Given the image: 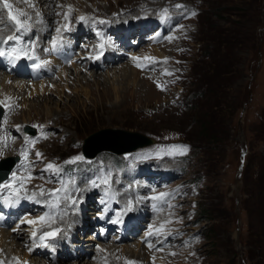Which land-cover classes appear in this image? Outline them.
Wrapping results in <instances>:
<instances>
[{
    "label": "rangeland",
    "instance_id": "rangeland-1",
    "mask_svg": "<svg viewBox=\"0 0 264 264\" xmlns=\"http://www.w3.org/2000/svg\"><path fill=\"white\" fill-rule=\"evenodd\" d=\"M31 1L40 24L46 26L45 15L52 12L50 23L41 33L40 25L30 30L33 27L30 25L37 21L34 15L25 12L26 20L31 18L33 22L27 23L30 36L21 37L9 20L13 35L21 38L19 43H12L13 48L22 45L17 52L27 54L35 45L34 48L42 49L44 57L54 58L58 53L44 50L52 47L53 39L62 37L59 49L66 56L63 75H68L58 77L62 69L58 66L52 75L41 77L40 81L56 80L55 90L47 93L48 105L34 109L19 103L16 106L19 115L9 126L3 122L11 115L4 104L0 138L13 127L21 133L23 123L26 138L37 137L41 128L49 132L45 142L39 139L28 149L24 145L22 148L20 140L13 149L19 152L9 150L12 152L8 154V149L0 152V158L19 155L21 159V153L27 150V159L23 157L22 163L19 160L11 174L16 172L24 182L20 197L27 198L33 193L40 196L43 189L45 194L40 197L47 207L41 206L39 211L21 206L17 214L16 210L11 211L12 216L8 211L9 216L2 217L7 221L6 229L30 235L32 224H22L21 220L36 218L39 223L33 224L35 227L45 221L56 222L62 218L63 207L76 204V209L85 203L89 219H93L85 227H90L88 234L95 227L96 234L106 230L103 236L108 233V241L101 240L103 244L132 245L133 250L138 247L137 255L145 264H264V31L260 35L264 27V0L260 22H257L259 0H53L50 7ZM17 5L26 11L29 8L24 0ZM85 22L89 26L84 31ZM258 23L257 35L253 27ZM66 24L68 30H63ZM58 27L60 36L56 32ZM236 39L239 46L234 45ZM222 40H232L229 51ZM107 44L110 50L115 49L118 59L110 55ZM70 45L68 51L66 47ZM156 47L163 52L162 57L155 50L153 55L148 54ZM107 61L111 63L105 64ZM8 66L0 69V75L12 68ZM126 66L134 69L133 73L125 75ZM38 98L35 94L29 102L33 105L45 102ZM46 113H50V119L45 117ZM214 116L215 136L210 125ZM207 123L210 129L206 130ZM29 125L36 126V134L28 133ZM119 129L140 131L158 143L130 153L98 150L94 156L84 155L93 139L88 137L97 131H102L103 138L114 134L122 141L120 147L139 142L137 137L125 138L116 133ZM7 134L12 137L9 136L11 143L16 140L17 134L12 131ZM97 142L98 139L93 147ZM180 146L188 148L187 154H179ZM36 152L42 156L37 158ZM48 164L57 166L58 171L48 169ZM127 173L134 175L133 181H126ZM11 174L2 183L10 180ZM86 182H90L92 190L78 191ZM55 189L61 191L50 195ZM8 190L11 189H6L5 195ZM131 190L129 197L127 193ZM113 191L120 194L118 199ZM11 196L16 197L13 191ZM137 197L147 205L149 214L137 216L140 223L133 229V224L124 228L121 214L125 209L121 202ZM133 214L128 212V216ZM161 222L164 228H155ZM54 230L35 231V240L26 238V246L36 242V247L42 244V249L49 252L44 245L53 238L41 241L39 237ZM156 233L160 235L159 241H154ZM78 236L86 237L82 231ZM100 245L98 242L92 248L81 246L90 252V258L87 255L83 258L85 263L97 258L102 252ZM159 245L163 250L158 252ZM11 250L18 248L12 245ZM77 250L84 254L80 248ZM50 253L44 255L46 259L64 255L57 249L53 255ZM11 255L13 262L19 264L16 255ZM39 256L36 255L40 259ZM107 259L104 264H114L112 254L108 253ZM75 261L73 255L65 262L53 263L75 264Z\"/></svg>",
    "mask_w": 264,
    "mask_h": 264
},
{
    "label": "bare ground",
    "instance_id": "bare-ground-1",
    "mask_svg": "<svg viewBox=\"0 0 264 264\" xmlns=\"http://www.w3.org/2000/svg\"><path fill=\"white\" fill-rule=\"evenodd\" d=\"M19 1H21V0H8V2L12 5V13L14 15H17L19 12H28V13H31L32 15L35 14V9L34 8H33L34 10H31V8L29 7L28 10L26 11V10L22 9L21 7H18L17 3ZM52 2H53V0H37V3H39L40 6L42 5L43 7L45 5L50 7ZM32 4H34V2H32ZM126 8H128V6ZM122 10H125V9L122 8ZM6 11H7V9H5L3 7V3H2V5L0 4V24H1L0 25V41H3V39L5 37H7L8 34L11 32V28H10V26L8 24V19H7L8 17L6 15ZM7 13H8V11H7ZM51 13L52 12L50 11L49 13H47L45 15L48 21H50V19H51L50 18L51 17L50 16ZM19 18L21 20H25L26 19L23 16H20ZM46 18H45V20H46ZM34 19L36 20V16L35 15H34ZM48 21H46L45 23L49 24L50 22H48ZM26 22L27 23H29V22L31 23L33 21L30 18L29 20H26ZM74 22H76V23L78 22L80 24L79 21H74ZM48 24H46V26L43 23L39 24L42 27V29L40 27V33L44 31L45 27L46 28L48 27ZM82 24H83L82 25L83 28L82 27H80V28H82V30L85 31L86 27L89 26V24L87 22L82 23ZM27 25H30V24H27ZM95 25H97V24H95ZM32 26L33 25H30V27H32ZM32 29H33V27L30 30H32ZM63 30H65V29L63 28ZM62 32H64V31H62ZM71 32L74 33V31H71ZM17 33L21 37L22 36L29 37V35H30L29 31H27V30L26 31L22 30V31L17 32ZM60 35L61 34H59V36ZM13 42L14 41H9L8 43L0 42V50L5 52V55L0 57V69L3 68L2 66H5L6 64H8V65H10L12 67V68H10V66H8L10 68V70L8 69L7 72L6 71H4V72L1 71L3 74H1L2 76L0 75V77H1V79H0V101L4 102V104L8 105V107L10 108L8 111L11 113V115H9L7 117V119H5L3 121L4 122V126L11 125L12 122L14 121V119H15V116L19 115V111H18L19 108L16 107L19 103H21L23 106H34L35 107V108L33 107L34 109H38V107L42 106V105H46V106L48 105L49 97L47 96V93H50L51 91L55 90V87H56L55 86V81L56 80L53 79V78H48L46 80L44 79V80L40 81L41 77L44 78L45 75H48V74L52 75L53 72L56 71V69H58V66H62V69L57 73L58 77L67 76L68 75V73L63 75V73H65V70H66L65 68H63V64H64V60L63 59H65L66 56L61 52L62 49H59V51L55 52V53H58V55H59L58 57L50 58V56L49 57L48 56L43 57L44 56L43 54H41V53H40L41 55L38 54V51L32 48L33 50L30 53L29 57H36V59H29V57L23 58L22 55L9 54L8 52L5 51V49L10 47V46H12V48H13V45H12ZM17 47H18V45H17ZM154 50H155L156 53L158 52L161 55L160 57H162L163 52L158 47L151 48V50L149 51L148 54L150 55V54L154 53ZM109 53L114 55L113 56L114 59H118V56H117V53L115 52V49L114 50L113 49L110 50ZM35 61H38V62L36 63ZM41 61H49V63L41 64L39 66V69H36L37 67L34 68L32 66L34 63L40 64ZM104 63L109 65V63H111V62L107 61V62H104ZM80 67H83V66H80ZM130 67H131V65H130ZM130 67L126 66V68L123 70L125 75L130 74L132 72L131 70H134V69H132ZM68 70H69V68L67 69V71ZM9 71H11V72H9ZM114 74H115V72H114ZM64 80H67V79H64ZM65 83H67V82H65ZM67 86H69V84ZM61 87L62 86H60V88ZM67 89H69V87H67ZM35 94H37V97H39L38 98L39 100L41 98L42 100H45V102L43 104L39 103V104H35V105H33L31 102H29L30 98L31 97L34 98ZM21 99H22V101L20 102ZM47 108L50 109V107H47ZM28 112H30V111L28 110ZM23 113H24V111H23ZM46 114L47 115L45 117L50 119L51 118L50 113H46ZM24 120H26V119L24 118ZM23 125H24V123H23ZM23 125L20 126L21 127V133H19L14 127L11 128L12 130H6L5 131V135L0 138V152L2 150L8 149L7 153L8 154L11 153L13 151V149H16V146L19 145L20 140L23 141L22 148H23V145H24L25 148H27V149L30 148L31 145H32L31 143H28V141H32V140L38 141L39 139H41L43 142H45V138H42V137H44V136L47 137L48 136L47 134H49V132L46 133L47 128H44V129L41 128V132H40V134L37 137H30L29 136L28 138H26L25 134H24V126L25 125L24 126ZM10 131H12L14 134H17L15 136L16 140L14 139L15 141L12 142V143H11V140L9 138L10 134H7ZM103 137H104V135L100 134V135L94 137L93 139H91L89 141V143L87 144L86 149H90L91 153L93 152V151H91L92 148H94L96 150H99V151L110 150V151L116 152L118 154L121 153L120 149L123 146L120 147V143L122 141H118L114 134L112 136H110V137H106V138H103ZM96 139H98V142L93 147V143H94V141ZM134 142H135V140H134ZM154 142H156V141H154ZM10 144H11V146H8ZM152 144H154V143H149V144L144 145V146H148V145H152ZM139 147H143V146H139ZM9 150H12V151L9 152ZM18 150H14L13 152L17 153V152H19ZM122 152H126V151H122ZM29 157H30V155H29ZM126 177H127L126 181H128V180L130 181L132 178L134 179V175L131 174V173H127ZM131 181H133V180H131ZM128 185H129V183H128ZM91 187H92V185L90 184V182H86L85 185L83 184V185L80 186L81 189H79L78 191L87 192L88 188L90 190H92ZM5 191H6V189L0 190V206L4 207L6 212L9 211V213H10L12 210L13 211L16 210L15 214H17V213H19L21 211V209H22L21 206H23V207L32 206L33 209L35 208L36 210L38 209L39 211L42 210L40 208L41 206H45L46 207V205L44 204L43 198L40 197L41 195L40 196H35L36 201H29L28 197L27 198H24V197L22 198L20 196L19 197H17V196L14 197L13 196L14 198L12 199V198L9 197V195H5ZM1 193H3V195ZM113 195L116 197V199H118V196L120 197V194L117 191H113ZM127 195H129V197L130 196L132 197V190L129 191L127 193ZM127 195H125L126 198H127ZM29 196H31V195H29ZM132 200L131 199H126L125 201L122 200V202H121L122 206L125 209V214H124V217L122 218L123 220L121 219L122 220L121 224L124 226V228L125 227L127 228L129 223H137V224L140 223V221L138 220L137 216H141V215H146L147 216V214H149V213H147V211L149 209H147L145 207L147 205H145V204H143L141 202L142 199L140 197H137L136 199H134V203H132ZM47 202H48V200H47ZM129 204H131V210H128ZM75 205L71 204V205L63 207V208L61 207L62 209L60 211H61L62 218L60 220L59 219L56 220V222H54L55 220H52V221L50 220L47 223L45 221V223L41 222L40 225L36 224L37 225L36 227L32 224V228L33 229L30 228V233H29L30 235H25V234H23L24 232L15 234V231H9L8 229H6L7 221H3L2 218H1L0 219V256H1L0 264H15L13 262L14 259H13L12 255H11V253L16 255V260H18L17 263H19V264H21V262H24V264H29V263H31V264H50V263L54 264L55 262L57 263V261H58V263L59 262L61 263V262H65L67 259H69L73 255L74 256L76 255L75 264H104V262L106 261L105 257L108 255V253L112 254V256L114 257V260H113L114 264H128V261H127L128 259L131 262H135V264L141 263V261H142V264H145V262L141 259V256L137 255L138 253H140V252L137 253L138 247L137 248L133 247L134 248V250H133L131 248L132 245L131 246H129V245H127V246L126 245L119 246V244H117V243L116 244H114V243H109V244H105L104 243L103 244L101 240L98 241V238H96V236H94L93 233L92 234L89 233L86 237H83V238L81 237L80 238L78 236L80 234V232L85 229V227L87 226V222L88 221L92 222L93 219H91V220L89 219L90 216L88 215V213H90V212H87V208H86L87 206H86L85 203H83L80 206L77 205L76 209H75ZM81 209H82V211H81ZM129 211L133 212L134 214L131 215V216H128V212ZM10 215L12 216L14 214L11 212ZM25 219H27V218L25 217ZM51 219H53V218H51ZM117 220L120 221V219H117ZM33 221L38 222L36 220V218ZM55 228L60 230L59 234L55 238L51 239L50 242L48 243V246H46V247L47 248H51L53 250V252H55L56 249L59 250V251H63L64 255L61 258L55 259V256H53L54 259L53 258L51 260L46 259V257L44 255L46 253L49 254L48 250H46L45 248L42 249L41 245L39 247H36V244H37L36 242H34L33 244L32 243L30 244L28 242L29 244L26 246V243H27V242H25L26 238H28V240H33V239L35 240V238L32 236L33 231L44 232L46 229H49L50 231H52V229H55ZM75 239H77V240H75ZM80 239H83V240H80ZM96 241L100 242L101 245L99 246V248L102 250V252L98 253V254L96 253L97 254V258L94 259V261H92V262L88 261L87 263H85L83 258H85L86 254L79 253V250H77V249H79L82 245H86V246H90L91 247L93 245V243H96ZM66 244L68 245V247H72V249L71 250L66 249L65 248ZM12 245H16V248H18V250L17 251L11 250V246ZM139 245H141V244H139ZM29 249H31V251H29ZM37 254H40V256H41V257L39 256L40 259L36 257ZM146 254H147V252H146ZM103 257H104V259H102ZM108 264H111V263H108Z\"/></svg>",
    "mask_w": 264,
    "mask_h": 264
},
{
    "label": "snow or ice",
    "instance_id": "snow-or-ice-1",
    "mask_svg": "<svg viewBox=\"0 0 264 264\" xmlns=\"http://www.w3.org/2000/svg\"><path fill=\"white\" fill-rule=\"evenodd\" d=\"M24 2L25 3H28L29 7L35 8V5L30 4L29 3V0H24ZM0 3H3V7L5 9H8V13H9L8 14V18L12 22H14L15 30L17 32H20L22 30L23 31H26L27 28H28L26 19L25 20H21L19 17L20 16H23V17L27 18V13H25V12H19L17 15H14L12 13V5L8 2V0H0ZM68 7L71 8L70 5ZM176 7L177 8H182L183 6L182 5H176ZM36 14L39 15V13H36ZM193 15H195V13H193ZM64 18H65V20H68L69 19V16L67 14H65ZM84 19H85L84 17H80V20H84ZM63 27H64L65 30H68V25L67 24L64 25ZM56 32L58 34L61 33V28L58 27L56 29ZM20 39L21 38H20L19 35H9V36L5 37L3 39V41H0V42L8 43L9 41H15V42L19 43L20 42ZM60 46H62V37L61 38L53 39V41H52V47L50 49H45L44 51L54 53V52H57L59 50V47ZM32 47L34 48L35 45H32ZM11 51L12 52H17L18 49L13 48ZM4 55H5V52L2 51V50H0V56H4ZM29 59H36V57H29ZM47 63H49V61H41L40 64H35V65H33V67H39L41 64H47ZM34 127H36V126H34ZM42 138H45L46 139L47 137L44 136ZM36 142H38V141H36V140L28 141V143H31V144H35ZM187 152H188V148L186 146H180V152H179V154L185 155V154H187ZM21 155L26 160L27 159V155H28L27 150L23 151L21 153ZM35 155H36L37 158H40L42 156V153L36 152ZM75 159H82V157H76ZM47 168L58 171L57 166H55L53 164H48L47 165ZM14 182L16 183L17 186H14ZM105 182H107V181H105ZM23 184H24L23 180L18 179L16 172H13L11 174V179L10 180H8L5 183H0V190H3V189H11L13 191V194L16 195L17 197H19V195L21 193V190H23ZM60 191H61V189H55V190H52L49 194L55 196ZM40 194L41 195H44L45 194L43 189H41V193ZM35 195L36 194L33 193L32 196H29L28 197V199H35ZM72 203L75 204L76 201L75 200H72ZM128 210H131V204H129ZM39 219L41 221H44L45 220V217H40ZM20 223H22V224L23 223L35 224L36 221L21 220ZM59 231H60L59 229H56L55 232H53V233L45 232V233L41 234L39 238H40L41 241H44L46 238H54L55 237V234L58 233ZM36 235H37V233L35 231H33L32 236L33 237H36ZM44 246H48V245L45 244ZM151 246L152 245H149V247H151ZM29 251H31V249H29ZM21 264H24V262H21ZM131 264H135V262H131Z\"/></svg>",
    "mask_w": 264,
    "mask_h": 264
},
{
    "label": "water",
    "instance_id": "water-1",
    "mask_svg": "<svg viewBox=\"0 0 264 264\" xmlns=\"http://www.w3.org/2000/svg\"><path fill=\"white\" fill-rule=\"evenodd\" d=\"M263 31H264V27H262L261 28V30H260V35L263 33ZM3 112H4V110H3V108H2V106L0 105V120H1V117H2V115H3ZM31 130V129H30ZM102 131H97V132H94V133H92L88 138H94V137H96V136H98V135H100V134H102L101 133ZM116 133H118V134H121V135H123V136H125V138H126V136H128V137H137V138H139V142L137 143V144H135V143H131V144H126L125 146H123L121 149H120V151H121V153H123L122 151H126V152H128V151H133V150H135V149H137L139 146H143L144 147V145H147V144H149V143H155L154 141H155V139L153 138V137H150V136H148V135H146V134H144V133H142V132H140V131H133V130H127V129H119V130H117V132ZM120 135V136H121ZM127 137V138H128ZM87 138V139H88ZM124 139V138H123ZM89 151V152H88ZM97 152H99L98 150H96ZM90 152V149H85V153L88 155V156H94L97 152ZM119 151V152H120ZM16 160H17V158H15ZM15 159H8V160H2L1 162H0V182L4 179V178H6L7 176H8V173L10 172V170H11V168L13 167V165L15 164V162H16V160Z\"/></svg>",
    "mask_w": 264,
    "mask_h": 264
},
{
    "label": "trees",
    "instance_id": "trees-1",
    "mask_svg": "<svg viewBox=\"0 0 264 264\" xmlns=\"http://www.w3.org/2000/svg\"><path fill=\"white\" fill-rule=\"evenodd\" d=\"M261 2H262V0H259V12H258V21L257 22H260V6H261ZM258 25H259V23L256 25V27H253V32L255 31V33L258 35ZM238 39H236L235 40V42H234V45L235 46H239L238 44H236V41H237ZM222 41H224L225 42V45H226V47H227V51H229L230 50V47H231V45L233 44L232 43V40H228V41H225V40H222ZM214 118V120H213V122H210L211 124V126H212V130L214 131L212 134L214 135V133H215V130H216V126H217V122H216V118H215V116L213 117ZM215 124V125H214ZM207 125H208V123H207ZM206 128V130L207 129H210V126L208 125V126H206V127H204V129ZM215 136V135H214ZM215 138V137H214ZM94 151H96V149L94 150Z\"/></svg>",
    "mask_w": 264,
    "mask_h": 264
}]
</instances>
